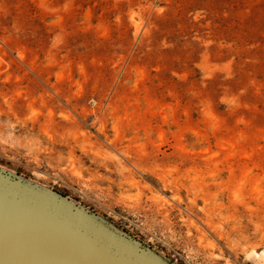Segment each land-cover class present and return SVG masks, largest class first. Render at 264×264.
Segmentation results:
<instances>
[{"label":"rangeland","instance_id":"1","mask_svg":"<svg viewBox=\"0 0 264 264\" xmlns=\"http://www.w3.org/2000/svg\"><path fill=\"white\" fill-rule=\"evenodd\" d=\"M0 164L175 264H264V0H0Z\"/></svg>","mask_w":264,"mask_h":264},{"label":"water","instance_id":"2","mask_svg":"<svg viewBox=\"0 0 264 264\" xmlns=\"http://www.w3.org/2000/svg\"><path fill=\"white\" fill-rule=\"evenodd\" d=\"M0 264H175L109 217L0 164Z\"/></svg>","mask_w":264,"mask_h":264}]
</instances>
